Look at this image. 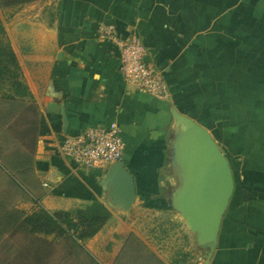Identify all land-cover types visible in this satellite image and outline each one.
<instances>
[{
	"label": "crops",
	"instance_id": "1",
	"mask_svg": "<svg viewBox=\"0 0 264 264\" xmlns=\"http://www.w3.org/2000/svg\"><path fill=\"white\" fill-rule=\"evenodd\" d=\"M53 1L51 19L36 2L0 7V175L29 196L19 208L26 216L75 215L105 206L109 220L86 239L95 264H203L197 236L164 208L182 182L175 109L211 133L237 175L209 264H264V0ZM109 28L121 39L140 37L147 60L164 73L168 100L124 83ZM106 58L117 68H101ZM113 123L135 182L130 206L105 183L113 164L87 170L58 152L65 135ZM151 213L163 220L140 219ZM180 237L171 250L169 240Z\"/></svg>",
	"mask_w": 264,
	"mask_h": 264
},
{
	"label": "water",
	"instance_id": "2",
	"mask_svg": "<svg viewBox=\"0 0 264 264\" xmlns=\"http://www.w3.org/2000/svg\"><path fill=\"white\" fill-rule=\"evenodd\" d=\"M64 132L68 118L61 105ZM179 128L174 145V160L182 171L181 187L173 195L172 206L189 229L197 236L209 264L217 248L224 215L235 191V178L231 163L211 133L193 119L172 111ZM105 183L115 187L128 206L135 197L133 176L122 162L109 167Z\"/></svg>",
	"mask_w": 264,
	"mask_h": 264
},
{
	"label": "built area",
	"instance_id": "3",
	"mask_svg": "<svg viewBox=\"0 0 264 264\" xmlns=\"http://www.w3.org/2000/svg\"><path fill=\"white\" fill-rule=\"evenodd\" d=\"M106 34L120 46V73L124 83L140 93L168 100L171 93L164 73L147 60L140 37L132 35L121 39L113 28H109ZM125 147L121 129L113 123L108 127H91L77 135H65L58 143V152L87 170H105L112 164L123 162Z\"/></svg>",
	"mask_w": 264,
	"mask_h": 264
},
{
	"label": "rangeland",
	"instance_id": "4",
	"mask_svg": "<svg viewBox=\"0 0 264 264\" xmlns=\"http://www.w3.org/2000/svg\"><path fill=\"white\" fill-rule=\"evenodd\" d=\"M51 0H38L36 4L39 3L41 8V16H46L48 18H52V12H57L55 9L56 1L53 3H49ZM35 4V3H34ZM173 175V173L171 172ZM11 177L5 178L0 175V264H95L96 262V254L93 249H90L85 240H78L77 245L73 242V232L64 233L63 235L59 234H31L28 232L29 230L24 228H13L9 230L7 228V222L13 219V217L21 214L15 213L14 209L19 208V202L25 198V200L29 197L27 194H23L21 191L12 188L10 185ZM180 183L178 180L176 181V185ZM170 188V186H168ZM171 189H167L165 195L166 199H169L171 196ZM236 193V192H235ZM164 208H175L172 204L165 206ZM155 209V208H152ZM35 210L33 207L32 211ZM36 211V210H35ZM177 211V210H175ZM37 212H41L37 210ZM178 212V211H177ZM24 217L27 212H22ZM35 213V212H32ZM22 216V215H21ZM132 219L134 215L131 216ZM142 220H149L152 224H156L159 221L163 220V218H157L151 213L145 217H140ZM164 225H168L172 228H177V224L173 221H169L167 218L164 220ZM6 229L7 232L2 234V232ZM183 238L178 239H170L169 248L171 250L174 247H177V244L182 245ZM89 250L90 253L87 251ZM203 252V249H201ZM92 252V253H91ZM88 253V254H87ZM204 255V254H202ZM95 258H94V257ZM98 257V256H97ZM201 263H205L206 258L201 257ZM106 264V263H105ZM193 264H197V261ZM206 264V263H205Z\"/></svg>",
	"mask_w": 264,
	"mask_h": 264
},
{
	"label": "trees",
	"instance_id": "5",
	"mask_svg": "<svg viewBox=\"0 0 264 264\" xmlns=\"http://www.w3.org/2000/svg\"><path fill=\"white\" fill-rule=\"evenodd\" d=\"M38 0H0V7H15L31 4ZM105 62L102 64L101 68H117L118 62H114V66L106 65ZM230 161V160H229ZM231 163V162H230ZM232 166V164H231ZM233 169V167H232ZM234 173V171H233ZM235 187L237 186V175L234 173ZM236 192V190H235ZM234 192V194H235ZM234 197H232L233 199ZM230 204L232 203V200ZM231 205H229L230 207ZM17 214V213H16ZM111 213L108 209L100 203H93L85 211H77L75 215L70 213H55L49 214L46 211H41L39 213L21 217V215L13 217L12 220L7 222V228L17 229L24 228L28 229L31 234H59L73 232V242L77 245L78 240H85L94 237L102 226L109 220ZM6 229L2 232L4 234Z\"/></svg>",
	"mask_w": 264,
	"mask_h": 264
}]
</instances>
